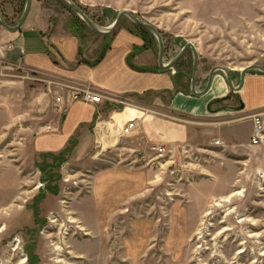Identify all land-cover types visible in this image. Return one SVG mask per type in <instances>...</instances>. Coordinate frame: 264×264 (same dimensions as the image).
<instances>
[{
	"label": "rangeland",
	"instance_id": "obj_1",
	"mask_svg": "<svg viewBox=\"0 0 264 264\" xmlns=\"http://www.w3.org/2000/svg\"><path fill=\"white\" fill-rule=\"evenodd\" d=\"M37 1L51 21L85 42L96 45L125 31L141 40L138 50L151 48L158 57L156 38L126 17L111 35L100 36L59 1ZM71 1L102 28L121 11L153 26L165 46L164 64L193 44L199 91L213 67L237 81L242 69L264 64V0ZM25 2L0 0L8 25H17ZM192 61L188 51L168 70L187 92ZM29 77L0 75V264H264V158L214 165L215 151L198 147L151 169L131 165L129 143L120 141L93 154L96 169L64 168L67 155L59 164L57 155L33 160L23 129L34 127L36 114L20 102L21 87L36 85ZM22 114L27 119L19 124ZM118 156L125 189L93 196L90 175L113 167L105 159ZM211 166H217L214 175L204 171Z\"/></svg>",
	"mask_w": 264,
	"mask_h": 264
},
{
	"label": "crops",
	"instance_id": "obj_2",
	"mask_svg": "<svg viewBox=\"0 0 264 264\" xmlns=\"http://www.w3.org/2000/svg\"><path fill=\"white\" fill-rule=\"evenodd\" d=\"M109 37L96 45L85 42V36L51 21L37 0H32L29 15L16 33L0 28V75L21 72L36 82L24 84L20 91L26 112L36 114L34 127L23 129L29 133L33 160L71 147L64 168L96 169L99 163L93 157L94 145L100 139L105 143L104 152L120 141L128 142L133 160L159 145L175 148L178 153L182 147L213 149L214 165L231 157L244 165L252 164L254 155L258 161L264 158L263 143L252 144L255 117L264 130V74L248 72L241 90L235 93L224 77L216 74L208 93L193 96L176 87L170 71L158 69L157 54L151 48L137 49L142 45L140 39L125 31ZM232 81L239 84V80ZM74 88L98 92L102 102H70L69 89ZM231 94L234 103L225 99ZM57 96L63 99L60 105L55 104ZM110 98H122L130 108L108 101ZM26 119L22 114L19 124ZM131 119H136L137 127L130 137L112 133L106 140L102 133L94 132L100 120ZM119 159L110 162L107 157L105 162L113 167L90 175L93 196L100 192L119 194L125 189L123 170L116 167L122 161ZM216 167H205L204 171L214 175Z\"/></svg>",
	"mask_w": 264,
	"mask_h": 264
},
{
	"label": "water",
	"instance_id": "obj_3",
	"mask_svg": "<svg viewBox=\"0 0 264 264\" xmlns=\"http://www.w3.org/2000/svg\"><path fill=\"white\" fill-rule=\"evenodd\" d=\"M61 4H63L69 11H71L74 15H76L92 32L100 35V36H109L113 33V31L118 27L120 24V21L122 18L126 17L128 18L132 23L135 25L149 31L157 40L158 43V57H157V67L159 70H170L172 69L184 56L185 54L190 51L192 54V70H191V77H190V86H189V92L193 96H202L210 91V89L213 86L214 82V77L216 74L221 73L222 76L225 79L226 85L228 86L229 90L233 93L238 92L241 90L243 83H244V78L246 74L250 71H258L262 74H264V67L259 66V65H251L248 66L244 69L241 70L240 75H239V84L237 86L234 85L231 76L229 72L223 68V67H213L207 78V83L205 88L198 92L196 90V80L198 76V66H199V58H198V53L196 51V48L194 47L193 44L188 43L185 46L182 47V49L178 52V54L171 60L169 63L164 64V54H165V46L162 41V37L159 34V32L151 25L139 20L135 16H133L131 13H128L127 11H121L117 14L116 19L114 22L106 27L102 28L94 24L90 19L86 17V15L71 1V0H57ZM31 5H32V0H26L25 2V7L22 13V16L17 23L16 26H10L6 23V21L3 19L1 13H0V26L10 32V33H16L21 26L24 24L25 20L27 19L29 12L31 10ZM227 99V98H226Z\"/></svg>",
	"mask_w": 264,
	"mask_h": 264
},
{
	"label": "built area",
	"instance_id": "obj_4",
	"mask_svg": "<svg viewBox=\"0 0 264 264\" xmlns=\"http://www.w3.org/2000/svg\"><path fill=\"white\" fill-rule=\"evenodd\" d=\"M8 71L12 70V68H7ZM69 100L70 102H82L86 104H93V105H99L102 102V96L93 90L90 89H69ZM108 101L113 102L119 106H122L123 108H130L129 104L125 102L122 98H110ZM63 99L60 96H57L55 99V104L60 105L62 104ZM100 127L103 128V130H100ZM137 123L136 119H131L128 121H109L108 123L102 122L100 120L96 126L94 127V132L96 134L102 133V136H104L105 139L111 138L112 133L117 134L120 138H127L130 137L133 133V131L136 129ZM101 135V134H100ZM264 139V130L262 128L261 122L259 120V117H255L254 119V138H252V144L256 145L259 144ZM215 146L219 145V142L214 143ZM95 151H99L97 154L101 155L104 153V149L102 148V145L99 142H96L94 145ZM182 151V155L186 157V152L189 153L188 148L182 147L180 149ZM175 148H166V146L159 145L152 147L150 149L149 154L141 155L137 159L131 160V165H139L147 167L149 166L152 168H162L167 167L166 165L171 164L173 161L175 154H176ZM180 153V151H179ZM185 168V167H184ZM174 173L170 172V179L173 180ZM175 176V175H174Z\"/></svg>",
	"mask_w": 264,
	"mask_h": 264
},
{
	"label": "trees",
	"instance_id": "obj_5",
	"mask_svg": "<svg viewBox=\"0 0 264 264\" xmlns=\"http://www.w3.org/2000/svg\"><path fill=\"white\" fill-rule=\"evenodd\" d=\"M71 147L66 149L65 151H63L62 153L58 154L57 156L59 157V159H56L57 163L60 162L61 158L66 155H68L70 153ZM57 157V158H58ZM59 164V163H58Z\"/></svg>",
	"mask_w": 264,
	"mask_h": 264
},
{
	"label": "flooded vegetation",
	"instance_id": "obj_6",
	"mask_svg": "<svg viewBox=\"0 0 264 264\" xmlns=\"http://www.w3.org/2000/svg\"><path fill=\"white\" fill-rule=\"evenodd\" d=\"M181 75H182V73H180V76H181ZM207 78H208V77H207ZM206 83H207V81H206ZM189 84H190V81H189ZM205 86H206V84H205ZM204 88H205V87H204ZM204 88H203V89H204ZM203 89H202V90H203ZM232 95H233V94H231L230 96H227V97H226L227 99L225 98L226 101H229L230 99H232V98H233Z\"/></svg>",
	"mask_w": 264,
	"mask_h": 264
},
{
	"label": "bare ground",
	"instance_id": "obj_7",
	"mask_svg": "<svg viewBox=\"0 0 264 264\" xmlns=\"http://www.w3.org/2000/svg\"><path fill=\"white\" fill-rule=\"evenodd\" d=\"M116 122H117V121H116ZM100 130H103V128L100 127ZM103 131H104V130H103ZM106 140H108V139H106ZM102 144H103V146L105 145V143H104L103 141H102ZM102 144H101V145H102ZM236 195H241V194H236ZM56 250L60 251V248H57Z\"/></svg>",
	"mask_w": 264,
	"mask_h": 264
}]
</instances>
